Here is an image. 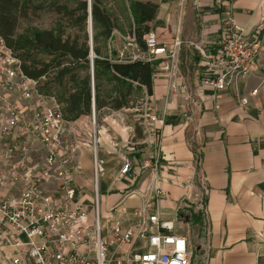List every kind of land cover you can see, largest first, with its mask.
Masks as SVG:
<instances>
[{
  "label": "built area",
  "instance_id": "2783aa9c",
  "mask_svg": "<svg viewBox=\"0 0 264 264\" xmlns=\"http://www.w3.org/2000/svg\"><path fill=\"white\" fill-rule=\"evenodd\" d=\"M259 29L254 35H248L231 17H226L220 27L216 53L188 42L189 46L202 53L207 68L217 70L213 77L204 80L212 88L211 99L215 102L223 90L255 67L261 47ZM125 38L134 51L121 52L117 58L119 61L155 63V75H162L167 85L165 106L173 104L169 95L180 92L183 114L191 130L188 147L192 151L196 187L192 198L182 197L180 208L199 214V236L195 235L190 223L182 221L180 224L186 229L179 232L181 228L161 220L154 211L164 191L158 185L162 158L157 132L151 122L148 126L151 139L143 142L146 150L130 142L120 146L116 180L129 177L137 181L142 172L149 170L153 185L143 202L131 212L128 226H123L120 220L103 227L97 184L105 161L99 153L97 130L93 128L94 104L89 115L92 128H86L89 130L87 137L81 130L68 131L70 122L63 119L55 99H47L39 92L38 80L23 76L20 61L0 40V137L12 136V144L0 153V159H12L6 174L0 173V183L14 185L19 179L24 182V189L17 197L0 200V264L206 263L211 234L205 205L208 188L200 173V149L195 144L198 135L196 117L203 103L204 91L192 92L186 82L178 83L181 79L178 61L181 40L175 38L170 46H166L154 33L148 32L143 34V47L140 48L133 35L128 34ZM90 84L93 90L92 79ZM143 90L144 95L137 104L139 107H145L149 101L146 89ZM12 92L18 93L21 102L8 96ZM255 94V90L251 92V95ZM240 104H248V99L241 98ZM167 110L163 108L160 117ZM30 115L32 119H29ZM146 118L149 119L148 114ZM82 146L91 152V213L77 200V191L72 186L71 164ZM33 152H42L44 161L32 162ZM135 153H139L141 158L132 156ZM136 166L138 168L135 169ZM50 182L57 185L58 199L45 190L44 185ZM130 193L134 194L135 190Z\"/></svg>",
  "mask_w": 264,
  "mask_h": 264
},
{
  "label": "crops",
  "instance_id": "0c3cea01",
  "mask_svg": "<svg viewBox=\"0 0 264 264\" xmlns=\"http://www.w3.org/2000/svg\"><path fill=\"white\" fill-rule=\"evenodd\" d=\"M138 1L158 6L148 26L160 43L170 46L175 38L182 42L178 52L181 76L178 83L186 82L192 92L204 91L196 117L195 144L200 149V173L208 188L205 205L211 234L205 264H264V0ZM226 17H231L248 35H254L260 27L261 47L253 70L238 77L215 102L211 99L212 88L204 80L213 77L217 70L207 68L202 53L188 42L216 53L220 27ZM151 90L145 107L135 105L118 111L102 109L97 131L99 153L105 161L97 184L101 223L108 227L122 220L123 226H128L131 212L143 202L153 185L149 170L142 172L137 181L129 177L116 180L120 146L130 142L146 150L143 142L151 139L148 127L151 122L157 132L162 158L158 185L164 191L154 211L161 220L172 222L182 232L186 228L180 224L178 213L186 214L187 211L180 208V201L182 197L192 198L196 189L192 151L188 147L191 130L183 114L180 92L169 95L173 104L165 106L168 92L165 78L155 74ZM254 90L256 94L251 95ZM141 91L143 97V88ZM8 96L15 101L19 99L17 92ZM241 98H247L248 104L241 105ZM165 107L168 110L160 117ZM90 125V117L81 116L70 122L68 131L81 130L87 137ZM10 144L12 136H1L0 153ZM132 156L141 158L139 153ZM31 161L42 163L43 153L33 152ZM10 162L12 159H0V173L6 174ZM71 171L77 200L91 213L93 179L88 147L78 149ZM44 187L52 197L59 198L55 182ZM23 189L22 179L14 185L0 183V200L17 197ZM132 190L134 194L130 193ZM195 235L199 236V227Z\"/></svg>",
  "mask_w": 264,
  "mask_h": 264
},
{
  "label": "trees",
  "instance_id": "16d2710c",
  "mask_svg": "<svg viewBox=\"0 0 264 264\" xmlns=\"http://www.w3.org/2000/svg\"><path fill=\"white\" fill-rule=\"evenodd\" d=\"M128 3L132 20L129 34L142 48L141 38L150 31L148 23L158 6L138 0ZM44 12L59 16L52 29L28 24L30 18ZM91 17L93 58L87 38H71L63 26L66 23L75 28L88 21V0H0V40L20 61L23 76L38 80L39 92L55 99L67 122L91 115L92 103L95 115L102 109L118 111L130 108L131 97L142 88L149 96L152 92L156 64L101 55L98 40L111 39L115 24L100 0H91ZM178 218L198 231L199 214L180 211Z\"/></svg>",
  "mask_w": 264,
  "mask_h": 264
},
{
  "label": "rangeland",
  "instance_id": "374dc122",
  "mask_svg": "<svg viewBox=\"0 0 264 264\" xmlns=\"http://www.w3.org/2000/svg\"><path fill=\"white\" fill-rule=\"evenodd\" d=\"M102 7H104L105 11L108 12L115 24V28L113 29L111 39H108L106 42L102 41L101 39L98 40L97 46L100 48L101 55H112L113 57H118L121 52L123 53H130L134 51L133 46H128V41L126 40V36L130 32V28L132 27V20L129 12V3L128 0H100ZM59 20V16L50 13L44 12L40 13L36 17H32L29 19L28 24L32 26H36L40 29H52L56 22ZM22 26H25L23 23ZM65 27V34H70L71 38H87L89 44V28H88V21L80 27H73L70 28L69 25L67 26L66 23H63ZM94 34L92 28V35ZM110 87L107 86V89ZM142 91H138L137 94L131 97V103L134 107L138 104V101L141 99ZM130 103V104H131ZM102 117V110L101 113L95 115V128L97 131L99 126L101 125V118ZM92 128V125H90ZM39 153V152H38ZM41 153V152H40Z\"/></svg>",
  "mask_w": 264,
  "mask_h": 264
},
{
  "label": "water",
  "instance_id": "95a60500",
  "mask_svg": "<svg viewBox=\"0 0 264 264\" xmlns=\"http://www.w3.org/2000/svg\"><path fill=\"white\" fill-rule=\"evenodd\" d=\"M88 28H89L90 56L93 58L91 0H88ZM93 114L95 115V110H93Z\"/></svg>",
  "mask_w": 264,
  "mask_h": 264
}]
</instances>
